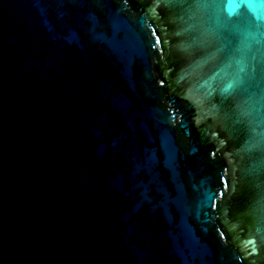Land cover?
<instances>
[{"label":"water","instance_id":"1","mask_svg":"<svg viewBox=\"0 0 264 264\" xmlns=\"http://www.w3.org/2000/svg\"><path fill=\"white\" fill-rule=\"evenodd\" d=\"M0 264H264V0H0Z\"/></svg>","mask_w":264,"mask_h":264},{"label":"snow or ice","instance_id":"2","mask_svg":"<svg viewBox=\"0 0 264 264\" xmlns=\"http://www.w3.org/2000/svg\"><path fill=\"white\" fill-rule=\"evenodd\" d=\"M242 2H244V0H242ZM247 6L249 7V9L257 7V5H253L252 3H248ZM259 19H260V17L257 16V20H259ZM257 25L259 27H261L259 24H257ZM215 40L219 44V47L217 48V52L223 53L226 58H230L232 55V51L227 47L226 43H224V37L221 35H216ZM237 50H239V49H237ZM233 86H234L233 83H229L222 90V92H225V93L228 92V90L233 88ZM210 155H214V153H210ZM255 253H256V249L253 248L252 254H255Z\"/></svg>","mask_w":264,"mask_h":264}]
</instances>
